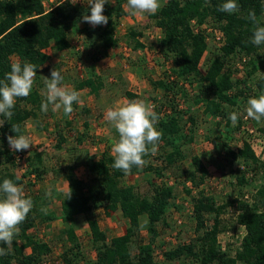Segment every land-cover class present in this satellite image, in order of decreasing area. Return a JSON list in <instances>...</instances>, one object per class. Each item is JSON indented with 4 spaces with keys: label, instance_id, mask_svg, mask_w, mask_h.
<instances>
[{
    "label": "trees",
    "instance_id": "trees-1",
    "mask_svg": "<svg viewBox=\"0 0 264 264\" xmlns=\"http://www.w3.org/2000/svg\"><path fill=\"white\" fill-rule=\"evenodd\" d=\"M225 2L226 0H166L156 14L149 15L162 33L158 42L161 58L171 63L169 73L165 72L163 79L154 83L162 94L154 111L159 116L157 130L162 131L163 136L158 142V151L154 155L143 157L148 161L147 165L143 168L133 166L130 174L151 173L162 179L165 170L176 167L186 159L183 147L191 143L193 137L183 133L181 124L183 111L178 106L180 95L184 93L183 84L197 86L195 102L203 107L204 115L222 121L225 119L223 138L226 141L233 139L235 130L226 106L235 107L237 101L234 98L248 101L249 98H258L260 94H264V75L255 80L256 93L249 95L243 89L235 88L233 71L229 65L234 56H244L249 59L250 69L247 75L251 77L257 71L253 57L264 50V45L256 46L251 43L256 25L248 19V13L254 10L257 22L264 26V0H237L239 11L231 14L219 10ZM88 3L89 0H79L77 3L59 0L55 7L45 10L43 0H0V80L10 72L13 58L21 65L24 62L36 65L35 81L38 80L40 71L49 59L46 51L51 48L56 52L70 49L68 38L72 32H79L84 36L87 48L93 51L94 61L106 58L109 50L118 45L116 31L120 20L130 14L126 8L127 0H108L103 13L108 17L106 25L93 27L85 24L81 27L82 17L90 15ZM204 25L220 30L225 42L204 73H201L199 67L210 36L207 29L202 28ZM195 26L197 31L194 30ZM139 37L140 33L133 30L125 35L127 44L133 51L144 49ZM42 86L43 84L33 88L26 98H16V104L11 110L13 116L0 127V184L4 179H10L20 186L22 179H27L28 185L33 186V182L40 180L44 174L41 155L35 154L27 157L28 170L19 177L15 172L17 165L14 158V154L18 152L11 150L7 142L8 136L25 135L28 120L40 123L39 115L43 114L40 106L46 100L41 95ZM103 88V79L89 74L73 89L78 92L88 89L91 94L98 95ZM125 97L129 101L137 98L130 92H126ZM74 104L75 102L72 106ZM69 116L63 112L65 119ZM0 119L5 118L0 116ZM188 120L194 125L191 115ZM237 123L239 128L241 118ZM216 124L219 125V121ZM13 125H20V132L14 133ZM65 125H69L67 120ZM85 128L87 129L86 125ZM56 133L59 137L57 149L60 150L66 141L61 130ZM115 136L118 139L116 129ZM213 141L214 146L224 152L229 163L240 161L246 168L236 177L239 185H250L258 177L262 183L254 188V193L249 198L233 199L219 205L212 196L199 190L209 174L201 157L191 156L190 169L182 172V188L189 196L192 189L198 190L196 196L191 197L195 237L189 243L165 251L163 257L170 262L188 261L195 264H264V162L248 142H243L234 151L225 141L221 142L218 138ZM77 142L80 145L82 140L77 139ZM114 159L115 155L107 152L101 153L97 160L89 158L84 164L91 178L87 182L77 177L76 169L80 163L74 158L55 172L67 183V190L60 198L59 219L67 226L63 235L68 247L59 256L60 264H78L84 260L75 227L79 216H84L94 244L95 259L89 264H154V242L158 236L156 227L164 221L170 202L174 199V188L164 183L151 184L152 194L149 197L140 196L133 186L123 185L127 175L122 170L113 168ZM154 160H159L163 165L155 166ZM52 193L56 194L55 191ZM2 195L0 193V198ZM26 197L32 199L33 208L18 226L19 231L14 234L11 246L0 242V248H4L7 253L0 256V264H45L52 252L49 244L35 239L29 231L35 227L38 219L48 225L57 219L56 215L46 209L45 204L48 203L45 201V193ZM99 208H103L107 217L120 210L121 216L127 221L125 232L108 239L106 231L95 217L94 212ZM228 208L236 212V224L245 229L240 248L233 257L223 252L218 244L219 234L230 229L223 219ZM142 217L148 221V242L141 239Z\"/></svg>",
    "mask_w": 264,
    "mask_h": 264
},
{
    "label": "rangeland",
    "instance_id": "rangeland-1",
    "mask_svg": "<svg viewBox=\"0 0 264 264\" xmlns=\"http://www.w3.org/2000/svg\"><path fill=\"white\" fill-rule=\"evenodd\" d=\"M43 1L45 9L48 10L56 6L59 0ZM72 1L77 3L79 0ZM165 1L160 0L162 5ZM149 15L129 14L123 17L116 31L118 45L109 50L106 58L99 61H94L93 51L87 48L84 36L79 32L70 33L69 40L72 44L70 49L56 52L51 48L46 51L49 57L48 62L40 71V78L34 81L33 85V88H37L43 84L40 88L41 95L46 97L44 77L50 78V72L54 69L62 75V83L71 88L89 74L100 76L104 81V88L98 95L91 94L88 89L79 91L82 103L75 102L72 106L73 112L66 119L63 117V108L54 111L50 105L46 113L39 115V124L35 120H28L25 124V135L31 140V146L22 151L26 155L23 164L16 166L15 172L21 177L28 170L27 157L41 155L44 168L41 179L33 182V186L28 185L27 179H22L23 183L20 186L26 196L45 193V201L48 203L45 204L46 209L53 211L57 218L48 225L41 223L38 219L35 227L29 231L35 239L51 247L52 252L45 264H60L59 256L68 247L63 235L67 226L59 219L60 198L67 190V183L55 172L60 171L67 161L72 162L74 158L80 163L76 169L77 177L87 182L91 178L84 166L85 162L89 158L97 160L103 152L114 154L112 147L113 139H116L115 128L105 119V113L109 108H114L127 100L126 92L136 95L137 98L134 100H143L155 107L161 101V91L154 83L162 80L165 72L169 73L171 63L161 58L158 42L162 33ZM85 24L90 25L83 22L81 27ZM130 30L140 33L139 39L144 49L133 51L128 46L125 35ZM76 46L80 47L78 51ZM207 46L199 67L201 73H204L211 60L219 53L211 37L207 41ZM253 58L257 71L251 77L247 75L250 69L248 58L234 56L229 62L233 71V81L236 83L235 88L243 89L249 95L256 93L255 80L264 74V50ZM12 61L14 63L16 59L13 58ZM182 86L184 93L180 95L178 106L183 111L181 124L184 128L183 133L193 137L192 142L183 147L186 159L176 167L165 170V176L162 179L156 178L151 173L141 172L128 174L123 180V185L133 186L136 194L145 197L152 194L151 184L164 183L174 188V199L170 202L164 221L158 223L156 227L158 236L154 242V264H195L188 261L170 262L163 257L165 251L177 245L189 243L195 237L191 197L196 196L198 190L192 189L189 196L182 188L184 179L182 172L190 169L191 156H200L209 174L205 184L199 190L212 196L219 205L233 199L246 196L249 198L254 193V188L262 183L258 177L256 182L250 185H239L236 177L240 176L246 168L240 161L229 163L224 152L214 146L213 139L225 141L234 151L241 147L243 142H248L258 158L264 162V120L257 122L248 118L245 112L247 101L234 98L237 101L236 106H226V109L229 115L234 111L239 112L241 123L237 128L238 123L233 125L231 122L235 129L233 139L226 141L223 138L225 119L222 121L204 115L203 107L195 102L197 86L195 84L192 87L187 84ZM189 115L193 117L194 125L190 124ZM65 120L69 122L68 126L65 125ZM218 121L219 125L216 124ZM58 130L62 131L61 134L66 141L60 150L57 149L59 137L56 132ZM77 139L82 140L80 145L77 144ZM153 163L159 167L163 165L159 160H154ZM30 179L32 180L33 177L31 176ZM52 191L56 194L53 195ZM94 213L101 228L106 231L108 239L125 232L127 221L121 216L120 210L111 213L109 217L104 214L103 208L96 209ZM223 217L230 229L219 234L218 244L223 252L233 257L240 248L245 230L236 224V212L232 208H228ZM145 219V217L141 218V239L148 242L150 235L147 231L148 224H144ZM75 227L84 255V260L78 264H89L95 259V249L84 216L76 219Z\"/></svg>",
    "mask_w": 264,
    "mask_h": 264
},
{
    "label": "clouds",
    "instance_id": "clouds-1",
    "mask_svg": "<svg viewBox=\"0 0 264 264\" xmlns=\"http://www.w3.org/2000/svg\"><path fill=\"white\" fill-rule=\"evenodd\" d=\"M108 0H89L90 15H84L82 21L91 26H103L108 23V17L104 13V5ZM162 7L160 0H127L126 8L133 16L144 14L154 15ZM220 11L235 13L239 11L237 0H226L220 6ZM248 19L256 27L254 28L251 43L260 46L264 45V26L257 22L254 10L248 13ZM36 65L30 62L19 61L11 64L10 72L0 80V127L5 120L13 116L11 111L16 98H26L30 95L35 77L37 75ZM264 75V74H261ZM63 77L60 72L51 70L50 78L44 77L46 85V100L41 103V112L46 113L49 105L53 110L63 108L64 114L70 115L73 112V103H82L80 93L62 83ZM155 106L143 100H125L120 105L109 108L105 113V119L110 122L118 133V139H113L112 152L115 155L113 168L122 170L125 175L131 173L132 167L143 168L148 161L143 157L158 151V142L163 133L157 130L159 116L154 111ZM246 116L257 122L264 120V94L249 98L245 109ZM240 118L239 112H232L229 119L235 125ZM14 133L20 132V125H13ZM7 142L10 148L16 152L27 150L31 146V140L26 135L8 136ZM151 146V147H149ZM0 242L11 246L14 234L18 233V226L23 223L33 208V201L26 194L21 186H18L10 179H4L0 184ZM71 194V190H70ZM69 194V196H70ZM147 219L144 224L147 225ZM4 248H0V256L6 255Z\"/></svg>",
    "mask_w": 264,
    "mask_h": 264
},
{
    "label": "built area",
    "instance_id": "built-area-1",
    "mask_svg": "<svg viewBox=\"0 0 264 264\" xmlns=\"http://www.w3.org/2000/svg\"><path fill=\"white\" fill-rule=\"evenodd\" d=\"M45 3H44V1H43V6H45L44 5ZM55 7V6H54ZM45 8V7H44ZM53 7H51V8H49L48 10H50V9H52ZM46 10V9H45ZM192 24H194V22L192 21ZM202 28L204 29V28H206L207 29V32L210 34V36L209 37H211L212 39H213V42L215 43V47H216V50L217 51H220V48L224 45V35H223V33L220 31V30H218V29H216V28H211L210 26H208V25H204V26H202ZM197 27L195 26L194 27V30L195 31H197ZM209 39V38H208ZM208 39H207V41H208ZM80 49V47H78V46H76V50L78 51ZM25 155H26V153L25 152H18V153H15L14 154V158H15V162H16V165L17 166H19V165H21V164H23V161H24V158H25ZM245 198H247V196L245 197ZM240 227H242L243 229H244V227L243 226H241V225H239ZM245 230V229H244ZM244 235H245V233H244ZM243 235V236H244ZM243 238V237H242Z\"/></svg>",
    "mask_w": 264,
    "mask_h": 264
},
{
    "label": "crops",
    "instance_id": "crops-1",
    "mask_svg": "<svg viewBox=\"0 0 264 264\" xmlns=\"http://www.w3.org/2000/svg\"><path fill=\"white\" fill-rule=\"evenodd\" d=\"M68 39H69V38H68ZM69 43H70V45L72 46V44H71L70 40H69Z\"/></svg>",
    "mask_w": 264,
    "mask_h": 264
}]
</instances>
